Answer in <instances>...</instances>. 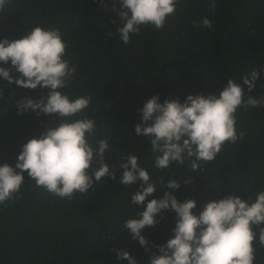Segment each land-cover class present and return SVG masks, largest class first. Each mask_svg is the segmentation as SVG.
<instances>
[{
	"label": "trees",
	"instance_id": "obj_1",
	"mask_svg": "<svg viewBox=\"0 0 264 264\" xmlns=\"http://www.w3.org/2000/svg\"><path fill=\"white\" fill-rule=\"evenodd\" d=\"M177 0L176 10L167 17L163 29L141 26L123 43L118 17L111 9L119 0H10L0 12V39L22 38L33 27L59 28L67 43L69 65L76 71L67 88L70 99L90 96L89 107L73 119L91 118L96 130L89 143L107 139L105 162L119 168L129 153L138 157L157 190L142 205H132L131 195L139 184L125 186L107 178L87 193L61 199L24 174L18 199L0 205V264H128L117 259L116 250L127 251L138 264H149L150 252L123 228L124 221L139 219L146 204L173 191L179 202L196 201L193 214L199 215L206 203L227 195L254 202L264 191V107L239 108L236 143H225L214 160L193 171L189 162L155 167V155L148 138L137 136L141 109L153 95L181 103L190 94L219 93L229 78L243 86L241 77L253 69L261 75L245 97H264V0ZM207 17L211 28L196 27L193 21ZM116 21V23H113ZM11 68V64L0 65ZM12 75L16 73L13 69ZM41 89L18 87L0 79V165L15 166L21 146L39 137L48 119L31 110L18 114L17 99L37 97ZM175 179L177 190L163 187ZM185 179H192L184 184ZM154 227L141 230L152 244L165 245L173 238L174 211L157 215ZM264 227V225H262ZM259 233V228L254 227ZM254 264H264V248L254 242ZM159 254L157 249H152Z\"/></svg>",
	"mask_w": 264,
	"mask_h": 264
},
{
	"label": "clouds",
	"instance_id": "obj_2",
	"mask_svg": "<svg viewBox=\"0 0 264 264\" xmlns=\"http://www.w3.org/2000/svg\"><path fill=\"white\" fill-rule=\"evenodd\" d=\"M10 0H0V12H4ZM177 0H119L111 9L118 17L117 32L123 43L130 42V34H138L141 26L151 25L160 30L167 17L176 10ZM215 8V0L209 4ZM116 23V21H113ZM194 26L211 28L205 17L193 21ZM68 45L59 28L33 27L22 38L0 39V79L27 89H41L37 97H23L16 101L18 114L29 110L49 117L45 130L39 137L21 146L15 166L0 165V205L19 198L24 174L34 181L37 188L71 201L75 193H87L94 184L104 178L139 189L131 195L132 205H142L156 192L150 182L149 172L141 167L138 157L129 153L117 169L105 162L109 150L107 139L96 140L93 147L89 140L94 137L95 120L73 119L89 107L90 96L71 98L61 90L68 87L76 67L70 66L64 57ZM13 69L16 76L12 75ZM261 73L253 69L241 77L248 92L256 87ZM229 78L217 93L190 94L183 103L179 99L166 98L159 102V94L153 95L139 109L141 123L135 126L137 136L148 138L150 150L155 155V167L166 169L172 163L184 165L196 171L201 165L215 159L225 143H236L245 132L236 131V113L243 107H264V97H245V87ZM2 95V93H0ZM192 179H185L189 184ZM182 182L169 179L163 187L177 190ZM196 201L179 202L173 191H166L163 198H153L140 213L139 219L124 221L123 228L134 240H138L146 252H150L149 264H254L256 248H264V191H258L254 202L231 194L218 201L206 203L199 215L193 214ZM174 211L176 224L174 236L165 245L152 244L141 235L145 227H154L157 215ZM259 228V233L254 231ZM152 249H157L159 254ZM117 259L128 264H138L127 251L116 250Z\"/></svg>",
	"mask_w": 264,
	"mask_h": 264
}]
</instances>
